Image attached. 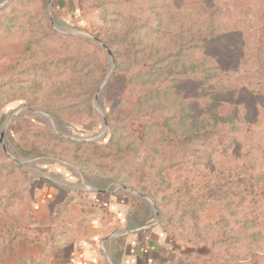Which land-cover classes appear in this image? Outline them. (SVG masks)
Here are the masks:
<instances>
[{"label": "rangeland", "instance_id": "374dc122", "mask_svg": "<svg viewBox=\"0 0 264 264\" xmlns=\"http://www.w3.org/2000/svg\"><path fill=\"white\" fill-rule=\"evenodd\" d=\"M3 1L0 229L112 192L171 264H264V0Z\"/></svg>", "mask_w": 264, "mask_h": 264}, {"label": "crops", "instance_id": "0c3cea01", "mask_svg": "<svg viewBox=\"0 0 264 264\" xmlns=\"http://www.w3.org/2000/svg\"><path fill=\"white\" fill-rule=\"evenodd\" d=\"M62 220L37 217L27 226L43 230L41 242L18 239L20 258L31 257L35 264H171L173 244L154 225H141L136 206L112 192L96 193ZM47 202V201H46ZM45 202V203H46ZM47 204V203H46Z\"/></svg>", "mask_w": 264, "mask_h": 264}, {"label": "trees", "instance_id": "16d2710c", "mask_svg": "<svg viewBox=\"0 0 264 264\" xmlns=\"http://www.w3.org/2000/svg\"><path fill=\"white\" fill-rule=\"evenodd\" d=\"M249 83L246 84V86L243 88V91H246L247 94V98L252 99L251 96H260V98L264 99V91H262V88L260 85H258L260 87L259 90H250L248 89L249 87ZM264 90V89H263ZM70 200L72 199V196L69 197ZM90 201V200H89ZM69 202H63L62 206H61V210L64 211L66 208V205ZM54 215L59 216V213L57 211V209H55L54 211ZM144 226V225H143ZM43 230L40 228H33L27 225H22L19 226L17 228H10V229H0V241H6L7 245H8V249H10L11 245H13V243L16 242V240L18 239H25L28 243H36V242H41L42 238H43ZM18 264H35L33 259L31 257H27V258H22L19 260Z\"/></svg>", "mask_w": 264, "mask_h": 264}, {"label": "water", "instance_id": "95a60500", "mask_svg": "<svg viewBox=\"0 0 264 264\" xmlns=\"http://www.w3.org/2000/svg\"><path fill=\"white\" fill-rule=\"evenodd\" d=\"M8 1H9V0H4L2 4H5V3H7ZM102 47L106 49V47H105L104 45H102ZM106 50H107V53L111 56V54H112L111 51L108 50V49H106Z\"/></svg>", "mask_w": 264, "mask_h": 264}]
</instances>
